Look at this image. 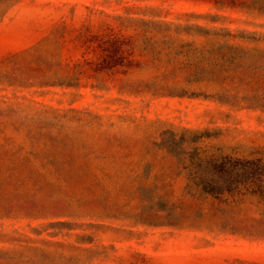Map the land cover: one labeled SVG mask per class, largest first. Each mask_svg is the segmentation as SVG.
I'll list each match as a JSON object with an SVG mask.
<instances>
[{
  "label": "rangeland",
  "instance_id": "obj_1",
  "mask_svg": "<svg viewBox=\"0 0 264 264\" xmlns=\"http://www.w3.org/2000/svg\"><path fill=\"white\" fill-rule=\"evenodd\" d=\"M113 40L123 62L90 69ZM261 49L264 13L226 2L0 0V248L44 237L105 249L88 264H264V194L192 196L161 147L185 132L186 151L264 160V107L220 100L264 102ZM75 63L79 83L49 77Z\"/></svg>",
  "mask_w": 264,
  "mask_h": 264
},
{
  "label": "trees",
  "instance_id": "obj_2",
  "mask_svg": "<svg viewBox=\"0 0 264 264\" xmlns=\"http://www.w3.org/2000/svg\"><path fill=\"white\" fill-rule=\"evenodd\" d=\"M196 3L201 2H226L231 6H243L247 8H255L264 13V0H189ZM64 4L63 2L58 5ZM69 4V3H67ZM71 6V5H70ZM87 7V6H86ZM72 9L74 7L71 6ZM240 36L245 34L240 33ZM249 36V35H248ZM251 37V36H250ZM96 41H101L100 38H95ZM112 44L113 49L111 53L104 56L102 61L88 66L93 70H101L104 68H110L114 64H121L123 59V48L121 43L117 40L109 42ZM100 47L101 45H96ZM225 47L227 51L221 53V59L223 61L233 62L236 60V55L233 53L238 47L220 45ZM220 47V48H221ZM97 48L91 49L93 53H97ZM240 50H243L240 48ZM104 51V50H103ZM262 58L252 60L249 65H256L258 67H264V49L258 50ZM68 57H73L71 54ZM109 59H114L111 64H108ZM240 64V63H239ZM50 66L51 64L46 63ZM47 66V67H48ZM74 72H53L51 76L54 81H64L66 79H73L74 83H79L82 78L83 66L80 64L72 65ZM15 69V68H14ZM15 70H22L29 73L37 71L40 75L45 76L47 68L44 66H32L24 64V66H18ZM30 72V73H32ZM248 101L246 105H258L264 107V102H253L255 98H220V100L229 102L233 105L240 104V102ZM264 101V98L262 99ZM168 132H164L167 134ZM171 140H163L161 147H164L169 153L176 156L181 162L183 169L187 174L186 192L196 197H219L225 193H233L241 190L242 188H253L256 192L264 194V160L261 158H246L237 157L227 154H206L199 150L198 147H194L192 151H186L181 148L184 141L187 140L185 132L180 135L178 140H175V133ZM203 135V134H202ZM202 135H193L189 138L190 141H196L200 139ZM179 144V146H178ZM56 224L64 225L68 229L72 228V224L65 221H58ZM1 233V232H0ZM59 232H54L53 235H58ZM68 234V232L66 233ZM29 239L21 244L17 249H3L0 248V264H88L90 259L94 255L103 254L105 249L98 250L91 246H82L78 242H72L64 239H52V238H38ZM81 242H92V235H82L80 237ZM83 254H87L83 257Z\"/></svg>",
  "mask_w": 264,
  "mask_h": 264
}]
</instances>
